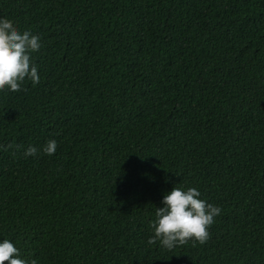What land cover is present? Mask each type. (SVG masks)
Returning <instances> with one entry per match:
<instances>
[{
    "label": "trees",
    "instance_id": "trees-1",
    "mask_svg": "<svg viewBox=\"0 0 264 264\" xmlns=\"http://www.w3.org/2000/svg\"><path fill=\"white\" fill-rule=\"evenodd\" d=\"M0 17L41 40L39 82L0 90V239L37 264H264V0H0ZM174 185L220 207L205 242L148 243Z\"/></svg>",
    "mask_w": 264,
    "mask_h": 264
},
{
    "label": "clouds",
    "instance_id": "clouds-1",
    "mask_svg": "<svg viewBox=\"0 0 264 264\" xmlns=\"http://www.w3.org/2000/svg\"><path fill=\"white\" fill-rule=\"evenodd\" d=\"M41 47L40 37L30 30H18L10 19L0 17V90H21L25 80L36 84L40 80L32 53ZM57 150V141L49 139L42 147L45 154ZM37 147L29 145L24 155L34 156ZM176 185V184H175ZM173 186L162 196L161 207H156L151 222L153 234L148 243L172 249L192 239L200 243L209 237L208 228L221 212L219 206L201 198L195 187ZM37 264V260L22 256L20 249L10 239H0V264Z\"/></svg>",
    "mask_w": 264,
    "mask_h": 264
}]
</instances>
